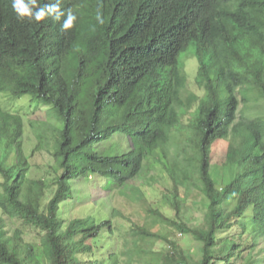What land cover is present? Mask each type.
<instances>
[{"label": "trees", "instance_id": "trees-1", "mask_svg": "<svg viewBox=\"0 0 264 264\" xmlns=\"http://www.w3.org/2000/svg\"><path fill=\"white\" fill-rule=\"evenodd\" d=\"M61 7L78 16L68 31L62 21L21 22L11 0H0V94L41 97L63 121L46 165L53 180L26 179L22 117L0 106V264H120L118 252L102 255L113 219L131 227L127 264H264V0H62ZM186 61L194 75L184 73ZM174 133L172 158L164 150ZM115 135L129 143L123 154L94 151ZM217 144L230 147L225 184L209 169ZM152 157L172 181L165 200L174 214L151 212L170 238L117 209L103 217L77 206L80 181L136 188ZM192 190L199 221L187 212ZM68 205L76 213L66 220ZM23 226L39 233L40 248L25 241ZM178 236L193 241L195 253ZM159 241L163 253L151 249Z\"/></svg>", "mask_w": 264, "mask_h": 264}, {"label": "rangeland", "instance_id": "rangeland-1", "mask_svg": "<svg viewBox=\"0 0 264 264\" xmlns=\"http://www.w3.org/2000/svg\"><path fill=\"white\" fill-rule=\"evenodd\" d=\"M192 62L196 63V60L194 59ZM192 67L193 64L190 61H186L183 66L184 73L186 75H191ZM192 74L194 75V73ZM193 91L197 92L195 89H193ZM187 97L188 94L185 92L182 99L185 100ZM0 106L5 112L18 114L22 117L24 153L26 157H28L30 163L29 172L25 178L44 179L51 182L54 175L48 174L47 172L48 169L46 165L51 161L48 155L51 156L55 153L56 138L63 128V121L54 107L47 104V101L41 97L23 96L14 98L6 93L0 94ZM261 111V108L257 110V112ZM252 116H255V114L249 112L248 117L250 118ZM188 124L189 122H187L186 119L182 121L181 125L184 126L185 132ZM176 135V133L172 135L168 150H164L172 158L177 154L178 144L180 143L174 141ZM50 136L54 139V149L52 148L53 141ZM185 138L186 135H182L181 140H185ZM126 146L129 147L126 138L124 136L118 137V135H115L109 143L95 146L94 151L98 155L105 157L108 155H116L117 153L123 154L127 150ZM229 148L230 147L226 144H222V146L217 144L213 147L211 154L212 162L209 169L212 179H214L216 184H225L231 175L230 172H227L230 167L229 165L221 166L225 158L224 155L229 153ZM157 155L162 157L160 151ZM146 168L151 170V172L147 170L143 174L144 177L141 178L140 176V180L136 179L138 181L135 184L136 188L132 187L129 189V187H126L121 191L106 190L103 188V183L100 179L96 177L80 181L77 183V187L80 189V193L83 197L80 200L81 202H78L77 206L90 208L93 212L103 217H105V213L108 216L113 209H117L121 211L122 214L127 215L134 225L137 224L140 227H144L152 232L162 234L166 238H170V235H173L172 230L160 222L153 225L152 219H154V217L151 212L158 211L169 217L174 214L165 200V196L169 195V190L172 187V181L164 166L156 163L153 157L149 159ZM126 189L127 191H125ZM184 191L185 190L180 191L182 195H184ZM187 196V208L189 210L187 212L199 221L202 218V206L199 192L197 190H192ZM233 206L234 201L232 199H227L225 202L226 210L232 209ZM75 210L78 211L76 206ZM63 213L64 219L69 220L76 212L72 211L71 205H68L63 208ZM112 221L113 236H109V238L104 240L109 242V249H104L102 255H106L107 253L116 255L115 252H118L120 255V264H127L124 242L130 240L132 237L130 224L121 219H113ZM21 229L24 231L25 241L40 248L41 236L39 233L25 226L21 227ZM177 239L180 247L184 249L190 248L186 252L193 254L197 250L196 244L189 240V238L184 237L183 239V237L180 236L179 238L178 236ZM165 247L166 244L159 241L152 244L151 249L163 253ZM143 248L148 250L146 244Z\"/></svg>", "mask_w": 264, "mask_h": 264}, {"label": "clouds", "instance_id": "clouds-1", "mask_svg": "<svg viewBox=\"0 0 264 264\" xmlns=\"http://www.w3.org/2000/svg\"><path fill=\"white\" fill-rule=\"evenodd\" d=\"M61 5L62 0H51L43 6L39 0H11L12 10L21 22L39 24L48 20L56 23L62 21L61 30L68 31L75 26L78 16L71 8L63 9ZM95 19L101 25L105 22L103 14L99 11H97Z\"/></svg>", "mask_w": 264, "mask_h": 264}]
</instances>
